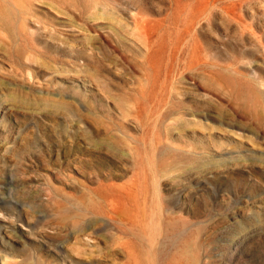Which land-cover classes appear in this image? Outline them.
<instances>
[{"label":"rangeland","instance_id":"rangeland-1","mask_svg":"<svg viewBox=\"0 0 264 264\" xmlns=\"http://www.w3.org/2000/svg\"><path fill=\"white\" fill-rule=\"evenodd\" d=\"M4 1L0 228L18 259L61 264L45 246L78 248V226L56 211L76 208L75 164L88 186L133 185L141 207L166 202L176 222L164 252L199 226L198 264H264V0ZM167 152L174 167L157 175L148 164ZM18 217L49 242L23 248Z\"/></svg>","mask_w":264,"mask_h":264},{"label":"bare ground","instance_id":"bare-ground-1","mask_svg":"<svg viewBox=\"0 0 264 264\" xmlns=\"http://www.w3.org/2000/svg\"><path fill=\"white\" fill-rule=\"evenodd\" d=\"M3 1L0 0V25L9 28L12 23L11 13L6 1H4L5 3ZM227 79L233 87L234 94L240 96L238 79L232 74L227 76ZM256 99L257 97H254V100ZM180 111L187 116L196 115L195 111L187 109H180ZM4 113L5 111L0 110V131L3 129ZM204 114L206 115L208 112L204 111ZM125 135L127 136L128 133ZM89 139L94 141L92 137ZM132 155L135 162L144 163L142 154L137 147L133 148ZM171 158L172 160L176 159V154L173 152L160 153L158 161L155 162L153 158L148 167L150 170H155L157 175L167 174L168 169L174 167L169 163ZM156 163H158L157 169ZM68 176L76 180L79 187L80 194L71 200L76 208L71 210L65 206V203L58 202L56 211L59 213V222L78 226V248L71 251L62 245L56 247V252H52L49 245L45 246L46 251L56 254L61 264H101L102 261L108 260L102 258L104 256L110 257L111 260L123 258L115 264H198L200 261L199 236L201 228L199 226L192 233L182 235L179 244L167 252L158 246L160 237L167 235L169 226L176 222V219L170 216L173 210L167 206L166 202L163 204L157 202L154 195L149 204L142 201L145 206L141 207L137 187L135 188L133 185L96 182L95 187L88 186V181L93 183L95 181L91 176L85 178L83 172L75 164L70 169ZM157 182L154 181V185H158L159 182ZM160 204L164 214L161 213L162 210H159ZM18 220L28 228L29 235L26 233L22 235L25 239L23 240V248L28 244L38 247L49 242L46 232L33 230L29 220L24 221L23 217H18ZM113 220H118L123 224L125 220L133 223L123 226L114 224L112 226ZM12 226L15 228L14 223ZM107 226H110L108 232L105 230ZM3 231L0 228V245L5 249L0 256V264H28L29 262L18 259V255L14 252L15 241L8 239ZM103 231L110 235L107 236ZM110 241L114 242L106 253L105 246H109ZM36 264H47V262L38 256Z\"/></svg>","mask_w":264,"mask_h":264}]
</instances>
